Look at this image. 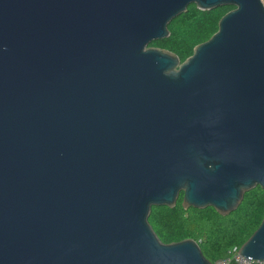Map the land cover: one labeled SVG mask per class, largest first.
I'll list each match as a JSON object with an SVG mask.
<instances>
[{
    "label": "water",
    "instance_id": "1",
    "mask_svg": "<svg viewBox=\"0 0 264 264\" xmlns=\"http://www.w3.org/2000/svg\"><path fill=\"white\" fill-rule=\"evenodd\" d=\"M231 6L183 62L154 40ZM264 189L261 0H0V264H212L152 206ZM237 252L264 261V216Z\"/></svg>",
    "mask_w": 264,
    "mask_h": 264
},
{
    "label": "trees",
    "instance_id": "2",
    "mask_svg": "<svg viewBox=\"0 0 264 264\" xmlns=\"http://www.w3.org/2000/svg\"><path fill=\"white\" fill-rule=\"evenodd\" d=\"M230 9L231 6H219L200 10L191 4L169 22V36L152 41L150 46L168 50L183 62L197 44L216 32L219 19ZM182 197L181 192L171 208L152 206L148 222L163 243L196 241L203 256L212 264L227 250L238 249L264 216V189L259 186L247 191L237 209L227 215L219 214L211 206L184 209Z\"/></svg>",
    "mask_w": 264,
    "mask_h": 264
},
{
    "label": "built area",
    "instance_id": "3",
    "mask_svg": "<svg viewBox=\"0 0 264 264\" xmlns=\"http://www.w3.org/2000/svg\"><path fill=\"white\" fill-rule=\"evenodd\" d=\"M264 5V0H261ZM213 264H264V261L255 260L240 255L237 249H229L226 251L225 255L217 259Z\"/></svg>",
    "mask_w": 264,
    "mask_h": 264
}]
</instances>
